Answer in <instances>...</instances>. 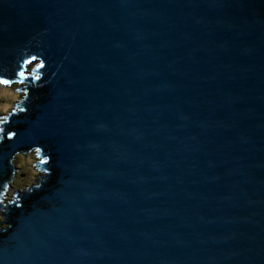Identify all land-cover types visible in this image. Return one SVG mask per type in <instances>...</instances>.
I'll use <instances>...</instances> for the list:
<instances>
[{
	"label": "water",
	"instance_id": "water-1",
	"mask_svg": "<svg viewBox=\"0 0 264 264\" xmlns=\"http://www.w3.org/2000/svg\"><path fill=\"white\" fill-rule=\"evenodd\" d=\"M17 82L0 264H264V0H0Z\"/></svg>",
	"mask_w": 264,
	"mask_h": 264
},
{
	"label": "rangeland",
	"instance_id": "rangeland-1",
	"mask_svg": "<svg viewBox=\"0 0 264 264\" xmlns=\"http://www.w3.org/2000/svg\"><path fill=\"white\" fill-rule=\"evenodd\" d=\"M38 65V61L29 65L28 73L31 75L32 69ZM26 83H14L12 85L0 84V125L5 120V116L9 115L18 103H20L25 93L21 90ZM1 132V126H0ZM1 137V134H0ZM41 159L37 155V151L29 152L28 154H18L14 160L13 164L15 167H19L13 175V181L9 183L6 191L3 193V201L0 204L8 206V204L15 201L17 193L22 190H26L31 186H36L39 184L41 178L45 173L40 169ZM2 200V199H1ZM3 210L0 209V228H7L8 223L6 222L7 216Z\"/></svg>",
	"mask_w": 264,
	"mask_h": 264
},
{
	"label": "flooded vegetation",
	"instance_id": "flooded-vegetation-1",
	"mask_svg": "<svg viewBox=\"0 0 264 264\" xmlns=\"http://www.w3.org/2000/svg\"><path fill=\"white\" fill-rule=\"evenodd\" d=\"M23 191V190H22ZM1 201H3V198H2V200ZM2 206H4L5 207V205L4 204H1ZM9 205V204H8ZM1 210H3L4 211V213H5V210L3 209V208H0Z\"/></svg>",
	"mask_w": 264,
	"mask_h": 264
},
{
	"label": "snow or ice",
	"instance_id": "snow-or-ice-1",
	"mask_svg": "<svg viewBox=\"0 0 264 264\" xmlns=\"http://www.w3.org/2000/svg\"><path fill=\"white\" fill-rule=\"evenodd\" d=\"M21 75H23V73H21ZM3 83H5V84H8L9 83V81H3Z\"/></svg>",
	"mask_w": 264,
	"mask_h": 264
},
{
	"label": "trees",
	"instance_id": "trees-1",
	"mask_svg": "<svg viewBox=\"0 0 264 264\" xmlns=\"http://www.w3.org/2000/svg\"><path fill=\"white\" fill-rule=\"evenodd\" d=\"M31 73H33V69H32V71H31ZM18 167V166H17Z\"/></svg>",
	"mask_w": 264,
	"mask_h": 264
},
{
	"label": "clouds",
	"instance_id": "clouds-1",
	"mask_svg": "<svg viewBox=\"0 0 264 264\" xmlns=\"http://www.w3.org/2000/svg\"><path fill=\"white\" fill-rule=\"evenodd\" d=\"M18 83V82H17ZM19 168V167H18ZM27 190V189H26ZM23 191H25V190H23Z\"/></svg>",
	"mask_w": 264,
	"mask_h": 264
},
{
	"label": "bare ground",
	"instance_id": "bare-ground-1",
	"mask_svg": "<svg viewBox=\"0 0 264 264\" xmlns=\"http://www.w3.org/2000/svg\"><path fill=\"white\" fill-rule=\"evenodd\" d=\"M7 189V188H6ZM6 191V190H5Z\"/></svg>",
	"mask_w": 264,
	"mask_h": 264
}]
</instances>
